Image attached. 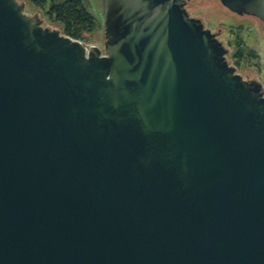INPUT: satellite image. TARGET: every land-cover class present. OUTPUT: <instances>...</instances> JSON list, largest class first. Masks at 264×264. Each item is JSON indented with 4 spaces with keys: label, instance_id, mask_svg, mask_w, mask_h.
Masks as SVG:
<instances>
[{
    "label": "water",
    "instance_id": "95a60500",
    "mask_svg": "<svg viewBox=\"0 0 264 264\" xmlns=\"http://www.w3.org/2000/svg\"><path fill=\"white\" fill-rule=\"evenodd\" d=\"M186 4L107 0L103 53L0 0V264H264L263 84Z\"/></svg>",
    "mask_w": 264,
    "mask_h": 264
},
{
    "label": "rangeland",
    "instance_id": "374dc122",
    "mask_svg": "<svg viewBox=\"0 0 264 264\" xmlns=\"http://www.w3.org/2000/svg\"><path fill=\"white\" fill-rule=\"evenodd\" d=\"M22 2L23 0H19ZM89 10L97 17V25L92 33H86L82 40L87 47L99 46L104 51L105 45V13L106 0H84ZM26 13H37L43 19L44 26L66 30L54 16H48L41 8H38L35 0H24ZM189 12L194 17H200L207 28L221 34L224 43L229 47L227 57L237 71L245 78L248 74L258 78L264 87V30L263 24L256 18L239 16L227 10L220 0H187ZM50 6V4H49ZM47 6V7H49ZM221 27V29H220ZM68 35V34H67ZM242 51L244 60L237 63L236 53Z\"/></svg>",
    "mask_w": 264,
    "mask_h": 264
},
{
    "label": "trees",
    "instance_id": "16d2710c",
    "mask_svg": "<svg viewBox=\"0 0 264 264\" xmlns=\"http://www.w3.org/2000/svg\"><path fill=\"white\" fill-rule=\"evenodd\" d=\"M37 5L45 4L52 9L54 18L59 21L66 34L72 38L84 39L97 25V17L89 10L84 0H35Z\"/></svg>",
    "mask_w": 264,
    "mask_h": 264
},
{
    "label": "flooded vegetation",
    "instance_id": "af4514ba",
    "mask_svg": "<svg viewBox=\"0 0 264 264\" xmlns=\"http://www.w3.org/2000/svg\"><path fill=\"white\" fill-rule=\"evenodd\" d=\"M107 1V0H106ZM186 2H187V0H186ZM222 2V1H221ZM46 3V2H45ZM42 4V5H38V8H41L48 16H53V14H52V9L50 8V7H47V5L46 4ZM223 4V3H222ZM106 5H107V3H106ZM223 6H224V4H223ZM186 7H187V9H188V2H187V4H186ZM227 10H229L226 6H224ZM229 11H232V10H229ZM188 12H189V9H188ZM233 13H235V14H237V15H239V16H248V17H250V18H256L258 21H260L262 24H263V30H264V22L263 21H261V19H259L257 16H255V15H249V14H242V15H240V14H238V13H236V12H234V11H232ZM190 13V12H189ZM191 14V13H190ZM192 15V14H191ZM39 16V15H38ZM193 16V15H192ZM194 17V16H193ZM195 18H197V17H195ZM198 18H200V17H198ZM42 19V18H41ZM201 19V18H200ZM202 20V19H201ZM203 22V21H202ZM204 24V23H203ZM60 25H62L61 23H60ZM62 27H64V26H62ZM205 27H206V25H205ZM207 28V27H206ZM209 29V28H208ZM211 29V28H210ZM212 30V29H211ZM212 32L213 33H215L216 35H217V37L219 38V40L220 41H222V43H223V45H225L226 46V48H228V53L230 52V49H229V47L224 43V41L222 40V38H221V34H219V32H215V31H213L212 30ZM228 53H227V55H228ZM227 55H226V57H227ZM236 56H237V63L238 64H241L242 63V61L244 60V55H243V53H242V51H238L237 53H236ZM228 58V57H227ZM229 61V60H228ZM229 63H230V61H229ZM231 64V63H230ZM232 65V64H231ZM232 66H235V65H232ZM236 67V66H235ZM245 78H247L248 80H256V79H258V78H254V77H251L250 75H246L245 76ZM259 80V79H258ZM264 88V87H263Z\"/></svg>",
    "mask_w": 264,
    "mask_h": 264
}]
</instances>
